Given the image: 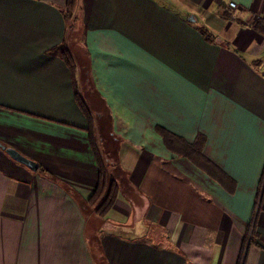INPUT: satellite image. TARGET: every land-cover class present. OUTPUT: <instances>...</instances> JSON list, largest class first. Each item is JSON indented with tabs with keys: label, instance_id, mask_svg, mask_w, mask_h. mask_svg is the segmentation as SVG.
Wrapping results in <instances>:
<instances>
[{
	"label": "crops",
	"instance_id": "1",
	"mask_svg": "<svg viewBox=\"0 0 264 264\" xmlns=\"http://www.w3.org/2000/svg\"><path fill=\"white\" fill-rule=\"evenodd\" d=\"M171 1L79 0L67 29L65 0H0V140L39 163L0 146V264H264V0ZM71 35L120 184L105 215L88 201L98 166L72 71L47 52ZM162 129L203 133L234 182Z\"/></svg>",
	"mask_w": 264,
	"mask_h": 264
},
{
	"label": "trees",
	"instance_id": "2",
	"mask_svg": "<svg viewBox=\"0 0 264 264\" xmlns=\"http://www.w3.org/2000/svg\"><path fill=\"white\" fill-rule=\"evenodd\" d=\"M78 2L79 0H65L63 15L66 19L67 29L68 27H73L75 24L74 20L77 18ZM202 31L208 38H210L211 32H209L205 26L202 28ZM47 52L57 53L63 57L72 71L75 97L88 119V125L84 127V129L89 137L98 166L97 185L89 195L88 201L95 207L98 214L105 215L117 199L120 184L116 176H114L108 168V160L103 153L100 137L97 133L95 116L81 92L78 78L75 77L77 72V60L67 42L66 37L60 43L54 44L48 48ZM161 131L165 139V143L171 150L180 155L187 156L191 161L219 180L222 184L227 186L229 185V180H232L229 175L205 154L204 146L206 138L203 133H199L193 141H189L168 129H162ZM232 182L234 181L232 180ZM253 231L249 229L247 234L250 241L253 240ZM243 262L244 253L241 255L238 264H244Z\"/></svg>",
	"mask_w": 264,
	"mask_h": 264
},
{
	"label": "water",
	"instance_id": "3",
	"mask_svg": "<svg viewBox=\"0 0 264 264\" xmlns=\"http://www.w3.org/2000/svg\"><path fill=\"white\" fill-rule=\"evenodd\" d=\"M189 18L191 20H196L197 18L194 16V14H190ZM0 146L5 149V151L12 156L14 159H16L17 161L23 162L24 164L28 165L30 168L32 169H37L39 167V163L27 156L26 154H24L23 152H21L19 149H17L16 147L12 146V145H7L6 143H4L3 141L0 140Z\"/></svg>",
	"mask_w": 264,
	"mask_h": 264
},
{
	"label": "rangeland",
	"instance_id": "4",
	"mask_svg": "<svg viewBox=\"0 0 264 264\" xmlns=\"http://www.w3.org/2000/svg\"><path fill=\"white\" fill-rule=\"evenodd\" d=\"M170 1V0H169ZM172 5H174L176 8L181 9V11H183L184 13H187L190 10V7L185 3V2H180L178 0H173L171 1ZM72 36V35H71ZM74 36H72L71 40H70V44H71V49L74 52L75 56L77 57L78 61L80 59V51H79V45L77 42L73 41ZM79 53V56H78ZM87 96V95H86ZM88 99L91 98L88 97ZM92 102V101H91Z\"/></svg>",
	"mask_w": 264,
	"mask_h": 264
},
{
	"label": "built area",
	"instance_id": "5",
	"mask_svg": "<svg viewBox=\"0 0 264 264\" xmlns=\"http://www.w3.org/2000/svg\"><path fill=\"white\" fill-rule=\"evenodd\" d=\"M231 5L237 6V2L235 0L230 1ZM258 17V16H257ZM262 22L264 23V18H262Z\"/></svg>",
	"mask_w": 264,
	"mask_h": 264
}]
</instances>
